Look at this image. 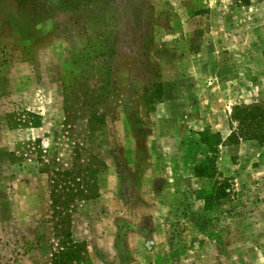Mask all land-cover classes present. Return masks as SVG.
<instances>
[{
	"label": "rangeland",
	"instance_id": "obj_1",
	"mask_svg": "<svg viewBox=\"0 0 264 264\" xmlns=\"http://www.w3.org/2000/svg\"><path fill=\"white\" fill-rule=\"evenodd\" d=\"M262 99L264 0H0V264L51 263L77 148L106 164L74 211L86 264H264V146L229 141Z\"/></svg>",
	"mask_w": 264,
	"mask_h": 264
},
{
	"label": "trees",
	"instance_id": "obj_2",
	"mask_svg": "<svg viewBox=\"0 0 264 264\" xmlns=\"http://www.w3.org/2000/svg\"><path fill=\"white\" fill-rule=\"evenodd\" d=\"M249 5L252 0H238ZM105 57V56H104ZM89 55L82 56L78 69L89 62ZM69 86L66 87L68 94ZM105 95H102V97ZM68 97L66 98L67 105ZM232 122L237 124L236 132L230 137L231 144L246 139L264 146V100H256L253 104L238 106L234 109ZM103 116L95 114L89 120V132L93 133L99 126H105ZM106 164L86 148H77L52 171L51 178V220L54 237L58 239L51 246L50 264H86L89 261L88 246L77 242L74 238V211L79 203L97 200L101 197L100 174ZM203 169V168H201ZM199 169V171L201 170ZM197 170L199 176H203ZM231 186L227 183L215 185L214 194L208 198L209 207L228 198Z\"/></svg>",
	"mask_w": 264,
	"mask_h": 264
}]
</instances>
